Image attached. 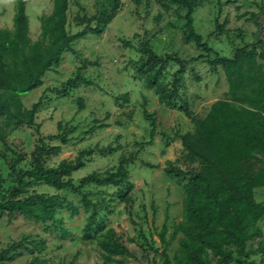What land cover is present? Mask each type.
Returning a JSON list of instances; mask_svg holds the SVG:
<instances>
[{
    "label": "rangeland",
    "instance_id": "rangeland-1",
    "mask_svg": "<svg viewBox=\"0 0 264 264\" xmlns=\"http://www.w3.org/2000/svg\"><path fill=\"white\" fill-rule=\"evenodd\" d=\"M119 14L102 26V34L88 33L74 43L76 54L64 55L63 61L44 78V86L23 95L21 100L30 110L44 96L42 107L35 118V126L15 130L13 122L0 117L8 146L0 141V171L9 176V163L14 161L13 150L21 146L28 154L39 143L41 137L59 133L58 124L63 122L76 128L69 144L46 141L50 146H61L62 152L45 159L46 167L57 169L63 161H76L83 151H93L84 159L85 167L73 174L75 184L88 175L105 176L116 171L123 156L135 158L128 164L129 178L116 186L91 185L84 193L94 203L86 211L80 199L70 191L60 192L78 209L58 211L48 227L27 219H19L9 225L0 220V249L26 236L40 238L41 244L34 246L33 255L16 257L7 264H102L99 240L108 230H114L132 250L142 252L139 247L166 250L172 264L181 254L179 234L173 239L175 228L187 218L185 183L168 175L173 166L184 172L196 174L204 165L192 159L183 149L177 133L184 135L194 131V125L180 109L185 103L198 118H205L214 103L223 100L228 92V83L223 70L214 72L203 61L189 68L180 88L181 102L171 109L159 102L154 90H150L143 77L137 75L138 68L146 61L140 53L143 44L149 41L150 48L160 55L178 54L190 59L199 55L193 43L185 38V21L180 18L184 10H164L157 0H121ZM108 0H70L68 31L71 35L87 27L83 18L90 19L99 14ZM53 9L52 0H31L27 5L31 37L40 35V17ZM15 17V0H0V28L12 29ZM194 27L204 41L220 56L231 58L234 52L247 44L264 41V0H201L194 14ZM96 27V22L91 28ZM220 27V29H219ZM86 61L88 66L81 75L93 85H80L77 90L61 93L63 85L75 79ZM178 70L171 64L161 85L170 87L174 73ZM128 95L125 103L118 98ZM79 102H83L82 108ZM121 104V105H120ZM154 114L158 132H165L172 139L160 135L152 139L151 123L145 113ZM8 124V125H7ZM93 126L98 129L87 133ZM8 183L6 186H10ZM41 193L57 194L50 186L38 188ZM127 192L124 201L121 194ZM256 201L264 204V189L255 193ZM74 210V209H73ZM98 222H105L103 232L89 241L84 237L85 228L93 214ZM263 232L261 239L253 242L250 249L263 244V250L252 255L246 264H264V219L259 223ZM164 228L167 229L162 239ZM135 242H131V240ZM38 258L40 263L34 259ZM159 255L156 264H162ZM126 264H134L132 259Z\"/></svg>",
    "mask_w": 264,
    "mask_h": 264
},
{
    "label": "trees",
    "instance_id": "trees-1",
    "mask_svg": "<svg viewBox=\"0 0 264 264\" xmlns=\"http://www.w3.org/2000/svg\"><path fill=\"white\" fill-rule=\"evenodd\" d=\"M30 1L15 0L13 28H0V117L13 122L15 130L35 126L36 115L44 100L42 96L28 110L22 103V96L43 87L44 78L63 61L64 55L68 52L76 54L74 43L89 32L101 35L102 26L116 17L123 6L121 0H108V5H103L97 16L83 18V23L88 24L84 30L71 35L68 31L70 0H52L53 9L40 17V35L33 40L27 14ZM157 1L166 11L175 7L186 12L180 16L185 21L186 41L193 43L200 52L196 57L185 59L178 54L160 55L149 47V41L141 46L140 53L146 61L138 68L137 75L144 78L150 90H154L159 102L176 109L182 100L183 77L200 61L206 62L214 72L221 68L228 83L225 99L214 103L205 118L196 117L186 103L180 108L191 119L194 131L184 135L177 133L175 138L181 140L183 149L204 168L192 174L173 166L167 172L179 181L189 178L184 185L187 218L173 233L174 240L179 234L183 235L179 240L181 254L174 258L175 264H246L252 255L263 250L261 243L257 244L256 250H249V247L263 237L259 223L264 219V204L256 201L255 193L264 188V41L238 48L231 58L220 56L194 27V14L201 0ZM95 22L96 27L92 29L91 24ZM172 63L178 70L171 86H163L160 80ZM90 65L96 66L94 62L86 61L76 78L68 80L60 92L68 94L80 85H93L81 75ZM121 99L128 103L129 96L118 98ZM79 104L83 108V102ZM145 116L151 123L152 139L156 135L165 140L172 139L169 134L158 132L154 114L146 112ZM97 129L98 126H93L87 133L92 134ZM58 131L55 136L41 137L29 154L21 146L13 150L14 161L9 163L8 178L0 171V220L12 225L19 219H27L48 227L60 210L67 208L78 213L75 205L60 192L70 191L80 199L82 207L90 211L95 205L84 193V188L116 186L129 178L127 167L135 158L123 156L116 171L105 176L93 173L75 184L73 174L85 167L84 159L93 151H83L76 161L65 160L57 169L46 167V158L62 152L61 146H50L46 141L67 145L76 128L60 122ZM0 141L8 146L2 130ZM8 183L11 185L6 186ZM42 186H50L58 193H41L38 188ZM125 196L127 192L120 195L124 201ZM105 227V222H98L97 213L93 214L85 228V239H96ZM166 232L164 228L162 239ZM101 237L102 264H126L128 259L134 264H156L159 255L162 264H172L166 250L160 252L153 247L148 250L141 245L139 256L138 250L129 248L112 229ZM41 243L40 238L31 236L10 243L0 249V264L26 254L33 255L34 246ZM34 260L40 263L38 258Z\"/></svg>",
    "mask_w": 264,
    "mask_h": 264
},
{
    "label": "crops",
    "instance_id": "crops-1",
    "mask_svg": "<svg viewBox=\"0 0 264 264\" xmlns=\"http://www.w3.org/2000/svg\"><path fill=\"white\" fill-rule=\"evenodd\" d=\"M264 189V188H263Z\"/></svg>",
    "mask_w": 264,
    "mask_h": 264
}]
</instances>
